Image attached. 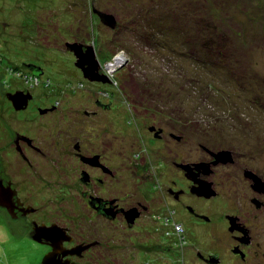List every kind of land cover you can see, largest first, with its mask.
<instances>
[{
	"label": "flooded vegetation",
	"instance_id": "af4514ba",
	"mask_svg": "<svg viewBox=\"0 0 264 264\" xmlns=\"http://www.w3.org/2000/svg\"><path fill=\"white\" fill-rule=\"evenodd\" d=\"M33 86L2 98L1 111L26 124L6 123L12 150L0 153L11 243L41 248L40 264L58 247L68 264H169L174 249H187L193 264H264V168L249 153L203 140L172 114H128L109 137L111 101L68 117L61 99ZM20 90L32 95L26 105L9 96Z\"/></svg>",
	"mask_w": 264,
	"mask_h": 264
},
{
	"label": "rangeland",
	"instance_id": "374dc122",
	"mask_svg": "<svg viewBox=\"0 0 264 264\" xmlns=\"http://www.w3.org/2000/svg\"><path fill=\"white\" fill-rule=\"evenodd\" d=\"M94 8L115 15L117 26L102 23ZM207 37L223 41L226 57L204 46ZM67 42L95 45L113 81H88ZM31 83L37 94L61 99L68 117L91 110L95 99L111 101L103 113L109 137L131 113L180 115L191 131L204 132L203 140L236 146L264 168V0H0L4 157L12 150L6 123L26 124L1 111L2 98ZM138 101L141 111L132 104ZM0 228V264H40L41 248L24 239L11 243L2 216ZM182 256L193 264L187 249H174L169 264H182Z\"/></svg>",
	"mask_w": 264,
	"mask_h": 264
},
{
	"label": "water",
	"instance_id": "95a60500",
	"mask_svg": "<svg viewBox=\"0 0 264 264\" xmlns=\"http://www.w3.org/2000/svg\"><path fill=\"white\" fill-rule=\"evenodd\" d=\"M95 12L98 13V15L101 18V21L104 24L108 25L111 28H115L117 26L118 21H117L115 15H113L111 13L103 12V11L97 10V9H95ZM66 47L68 50H70L74 53L75 58H76V66L82 70L83 75L86 79H88L90 81L97 80V81H104V82L109 81V82H111V79L102 78L103 75L98 73L100 65H99V61H98L96 54H95L94 45H85V44H82L80 42H74V43L67 42ZM30 68H32L34 70L33 72H37V69H36L37 67L32 65V66H30ZM23 92L24 91H21V90L16 91L15 93L9 94V96L11 98L12 97L20 98V100H23L22 102H24L26 105L28 99H30L32 97V95L29 92H27L25 94ZM25 105H23V106H25ZM226 153H228V152L222 151L218 155H225ZM5 200H6V197L4 196V191L0 190V205L1 206H5V203H6ZM53 251H54L53 254H51L49 257L45 258L43 264H68L67 262L60 261V258H61L60 256H64L65 254L61 253V255H60V248L59 247L55 248ZM58 252H59V254H58Z\"/></svg>",
	"mask_w": 264,
	"mask_h": 264
},
{
	"label": "trees",
	"instance_id": "16d2710c",
	"mask_svg": "<svg viewBox=\"0 0 264 264\" xmlns=\"http://www.w3.org/2000/svg\"><path fill=\"white\" fill-rule=\"evenodd\" d=\"M210 36H211V34H210ZM203 44H205L204 46H206L207 48H209L210 50H213V51H215V52H217L218 53V58L220 59V58H222V57H226V55H227V53H228V51L227 50H224L223 49V41H220V40H218V41H216V40H214L212 37H207V38H205L204 39V41H203ZM216 53V54H217ZM32 66V65H31ZM35 67H37V66H35ZM37 69V72H33V73H35V75H41V74H43V69L42 68H40V67H37L36 68ZM20 70V69H19ZM26 75V74H25ZM30 75V74H29ZM28 76L26 75V80H29L28 78H27Z\"/></svg>",
	"mask_w": 264,
	"mask_h": 264
},
{
	"label": "built area",
	"instance_id": "2783aa9c",
	"mask_svg": "<svg viewBox=\"0 0 264 264\" xmlns=\"http://www.w3.org/2000/svg\"><path fill=\"white\" fill-rule=\"evenodd\" d=\"M119 58H120V57H119ZM121 58H122V56H121ZM122 59H123V58H122ZM108 63H109V62H108ZM109 64H110L109 67H110L111 69H114L115 67H117V66L114 67V65H113L112 63H109Z\"/></svg>",
	"mask_w": 264,
	"mask_h": 264
},
{
	"label": "bare ground",
	"instance_id": "6f19581e",
	"mask_svg": "<svg viewBox=\"0 0 264 264\" xmlns=\"http://www.w3.org/2000/svg\"><path fill=\"white\" fill-rule=\"evenodd\" d=\"M119 62H120V61H119ZM119 62H118V63H119Z\"/></svg>",
	"mask_w": 264,
	"mask_h": 264
}]
</instances>
